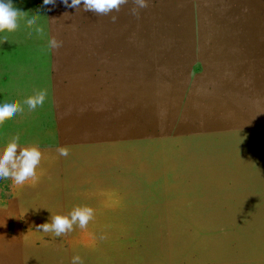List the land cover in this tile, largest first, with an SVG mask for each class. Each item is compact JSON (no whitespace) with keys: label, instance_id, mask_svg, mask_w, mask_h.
I'll return each mask as SVG.
<instances>
[{"label":"rangeland","instance_id":"1","mask_svg":"<svg viewBox=\"0 0 264 264\" xmlns=\"http://www.w3.org/2000/svg\"><path fill=\"white\" fill-rule=\"evenodd\" d=\"M13 3L44 32L25 19L0 34V100L47 97L0 125V148L18 136L42 153L35 181H0V264H71L74 255L83 264H264V0H149L137 16L129 0L115 22L61 0ZM48 38L62 46L48 50ZM165 94L202 106L193 129L208 145L145 156L178 137L158 122ZM136 155L145 179L127 177ZM102 162L126 175L105 184ZM103 187L128 193L99 204L89 190ZM177 194L218 200L172 209L183 205L168 201ZM78 206L94 210L87 228L60 238L38 228Z\"/></svg>","mask_w":264,"mask_h":264},{"label":"clouds","instance_id":"2","mask_svg":"<svg viewBox=\"0 0 264 264\" xmlns=\"http://www.w3.org/2000/svg\"><path fill=\"white\" fill-rule=\"evenodd\" d=\"M70 8L91 11L98 16H109L113 12H119L122 5L129 0H61ZM134 7L130 9V14L137 16L139 11L148 7L149 0H132ZM56 0H43L44 5H55ZM37 14L24 17V11L15 7L13 0H0V34L13 33L20 27V21L26 19V23L33 27L37 34H43L44 29L37 23ZM113 22L117 20L115 15H111ZM7 41V39H3ZM2 41V42H3ZM62 46V42L55 38H48L46 48L55 50ZM47 93L44 90L36 92L23 101L28 110L34 111L42 107L45 103ZM14 97H5L0 100V125H3L10 117L17 113H23L24 107ZM58 153L62 157L68 156L66 147H59ZM42 153L36 147H21L20 138L13 136L3 148H0V181L10 180L15 186H24L26 183L37 179V168L40 165ZM94 210L87 206H78L72 209L67 215L51 214L49 222L38 226L44 233L54 234L60 238L71 233L74 226L85 229L90 220L93 219ZM71 264H83L79 255L72 257Z\"/></svg>","mask_w":264,"mask_h":264},{"label":"crops","instance_id":"3","mask_svg":"<svg viewBox=\"0 0 264 264\" xmlns=\"http://www.w3.org/2000/svg\"><path fill=\"white\" fill-rule=\"evenodd\" d=\"M180 94H165L164 98L162 99V102L159 103L156 107V113L158 115V122L160 124V128L162 132H176L178 133V137L172 138L171 140H162L161 142H157L158 144H153L148 146L147 151L145 152V156L150 155V154H157L160 150V147L162 146L165 148L164 150L168 148H183V147H191L193 149L196 148V150H199L201 147L204 145H208V142L205 140H208V138H205L202 135H199L196 133V131L193 129L194 127H197V124L202 122V113H203V108L202 106L200 107L195 104L194 105H188V106H182L180 107L174 105L178 101V97ZM176 100V101H175ZM181 103V102H180ZM175 116V117H174ZM187 116H193V120H188L183 117ZM175 129V130H174ZM162 135H165L164 133ZM207 143V144H206ZM157 146L154 147V146ZM237 145L235 143L234 138L229 140V146L234 149V146ZM192 158V157H191ZM190 158V159H191ZM238 160H241V167H239L238 172L240 178H242L241 182L242 184H245V179H248V173H246V167L244 164V155L242 158H238ZM138 160V155H136L129 163L127 169L130 172V175L127 174L128 178H131L132 180H136L139 176V174L144 176V179L146 178L145 175V168L144 165H140ZM102 167L103 171L105 174V184L109 185L112 184L116 179H113L114 177H123L124 175H118L117 170L116 171H106L104 169V165L102 162ZM259 170L264 174V161L263 164L259 167ZM126 171V170H125ZM133 173V174H132ZM259 186H261L263 189L264 188V178L260 179ZM107 187V186H106ZM119 189V188H116ZM116 189H111V188H101V189H96V188H91L89 191L91 194L93 193L94 197L97 196L98 203H112L117 200L122 199V195H126L128 192L121 190H116ZM264 191V190H263ZM121 196V197H118ZM245 196V195H244ZM247 197H250V194L246 195ZM226 197V196H225ZM224 198V197H223ZM232 201H234L235 197L232 195L228 197ZM97 202L94 198L89 199V201ZM218 200L217 197H214V195L206 194L205 196L203 194L199 195H189L183 196L181 194H177L176 196L170 198L168 201L171 203L179 202L182 203V206L178 205H170L172 209H186V210H191L194 204L197 205V208H204V207H210L212 205H205V204H211L212 202ZM88 201V200H87ZM205 204L203 205V203ZM118 204V203H116ZM121 204V203H120ZM131 204V203H130ZM133 204V203H132ZM204 206V207H203ZM133 209V208H132ZM187 212L182 213V216H186Z\"/></svg>","mask_w":264,"mask_h":264},{"label":"bare ground","instance_id":"4","mask_svg":"<svg viewBox=\"0 0 264 264\" xmlns=\"http://www.w3.org/2000/svg\"><path fill=\"white\" fill-rule=\"evenodd\" d=\"M207 138V137H206ZM215 140V139H214ZM86 153V152H85ZM84 154V153H83ZM92 154V153H91ZM80 155V154H79ZM90 156V155H89ZM234 156V155H233ZM93 157V156H92ZM89 158V157H88ZM100 160H101V158H99ZM231 159V158H230ZM66 160V159H65ZM169 160V159H168ZM219 160V159H218ZM232 160H233V158H232ZM214 162L216 161L215 159L213 160ZM234 161V160H233ZM78 162V161H77ZM228 163V162H227ZM231 163H232V161H231ZM169 164V163H168ZM167 164V165H168ZM229 165V164H228ZM80 166V165H79ZM171 167V166H170ZM94 170V169H93ZM85 171V170H84ZM237 172H238V170H237ZM75 176V175H74ZM73 176V177H74ZM97 179H99V178H97ZM96 180V179H95ZM99 180H101V178L99 179ZM99 180H98V182H99ZM97 182V181H96ZM139 188V187H138ZM136 193V192H135ZM140 197H141V195H140ZM148 200V199H147ZM249 210V209H248ZM244 241V240H243ZM148 249V248H147ZM242 249V248H241ZM258 250V249H257Z\"/></svg>","mask_w":264,"mask_h":264}]
</instances>
